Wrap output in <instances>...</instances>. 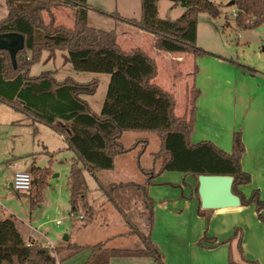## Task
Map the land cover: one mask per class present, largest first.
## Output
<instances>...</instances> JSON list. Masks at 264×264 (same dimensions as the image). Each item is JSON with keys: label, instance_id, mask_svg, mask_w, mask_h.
Returning a JSON list of instances; mask_svg holds the SVG:
<instances>
[{"label": "trees", "instance_id": "obj_1", "mask_svg": "<svg viewBox=\"0 0 264 264\" xmlns=\"http://www.w3.org/2000/svg\"><path fill=\"white\" fill-rule=\"evenodd\" d=\"M158 1L141 0L140 18L101 12L151 33L154 47L160 52L189 53L196 57L216 55L197 46L198 15L206 12L213 18L219 17V5L213 0H170L173 6H185L177 19L170 20L160 17ZM233 1L237 28L248 30L264 26V0ZM6 5L8 14L0 19V34L17 32L24 35L25 47L17 52L16 67L10 51L0 50V100L28 114L34 121V127L43 123L65 136L69 148L75 153L69 175L72 214L80 209L89 213L93 211L88 204L89 188L84 167L96 174L100 170L113 169L118 156L140 144H143L140 154L147 150L150 143L148 137L137 139L129 148L121 141L125 133L136 132L157 134L160 149L153 154L154 166L141 169L147 177L144 183L102 185L116 206L119 207L113 192L117 188L134 186L141 190L150 210L152 228L153 199L148 194V187L158 174L164 171L182 172L193 177L196 188L201 174L231 175L234 178L232 189L240 196L241 205L255 204L260 219L264 221V200L260 191L254 190L247 196L241 189L252 181L251 174L242 168L241 160L246 150L242 132H234L230 153L208 140L192 142L200 89L193 85L187 88L186 112L178 116L175 96L153 82L158 74L156 60L141 48L125 50L119 43L116 30L89 25V11L93 7L86 0H6ZM60 7L73 11V27L57 24L53 10ZM45 13L49 15V22H45ZM57 51L67 53L64 64L71 63L77 71L111 74L101 113L94 111L85 98L96 93L99 86L97 79L81 82L66 77L59 80L54 71L31 75L32 67L42 61L45 52L48 53L47 60H52ZM251 71L254 73L255 70ZM193 72L197 74V65ZM157 163H160L159 166ZM30 170L34 173L32 188L34 185L38 189L36 196L32 194L33 201L37 198L36 203L46 184L48 168L32 163ZM242 238L243 230L236 227L233 235L223 244L237 240V247L242 250ZM143 242L144 246L137 249L107 247L105 242L100 241L93 245L74 243L51 250L34 240L27 241L15 218L10 216L0 220V264H14L16 260L19 264H58L55 254L67 251L62 257L66 260L86 249H90L91 254L83 264H111L113 258L146 256L165 264L163 253L150 234L143 237ZM229 261L230 264H237L232 251Z\"/></svg>", "mask_w": 264, "mask_h": 264}, {"label": "rangeland", "instance_id": "obj_2", "mask_svg": "<svg viewBox=\"0 0 264 264\" xmlns=\"http://www.w3.org/2000/svg\"><path fill=\"white\" fill-rule=\"evenodd\" d=\"M86 1L99 10L92 8L89 11V25L104 30H116L119 43L125 50L141 48L156 60L158 74L153 82L174 94L177 101L176 113L183 116L188 102L187 88L192 87L194 75L193 55L160 52L154 47V37L151 33L122 23L117 18L101 12L139 18L141 0ZM213 1L219 5L221 14L216 18L206 12L198 15L197 46L264 71V30L237 28L234 21L235 6L230 5L233 0ZM5 2L6 0H0V19L8 14ZM158 10L161 18L175 20L184 12L185 6L182 4L173 6L170 0H159ZM53 11L57 24L73 26L68 9L60 7ZM44 16L45 22H49V15L45 13ZM45 71H54L55 77L59 80L66 77L81 82L97 79L99 86L96 93L85 98L94 111L101 113L111 79L110 73L77 71L69 64L63 65L60 52L56 60L36 63L31 69V75H39ZM33 122L28 114L0 100V220L10 216L15 218L20 232L27 241L34 240L51 250L55 249V245L48 246L49 242L58 244L66 236L70 237L71 244L88 241L95 244L103 241L107 247L142 248L143 237L149 235L150 228V210L144 201L143 192L134 186L114 190L113 195L121 211L111 202L102 185L145 182L146 177L141 169L154 166L153 154L160 149V137L155 133H125L121 141L126 148L137 139L148 137L150 143L147 150L140 154L143 145L140 144L128 153L120 155L113 169L100 170L96 174L84 167L89 188L88 204L93 211L89 213L80 209L79 212L72 214L69 175L75 153L52 127L43 123H37L34 127ZM32 163L48 168L46 184L41 189L39 203H35L37 198L34 201L32 198V194L36 196L38 193L34 185L27 191H19L12 186L16 172H31L34 176L30 170ZM192 180H194L192 176L182 172L164 171L152 179L150 188L153 195H150L158 202L165 199H182L180 196L192 194L194 187ZM81 215L85 218L81 219ZM118 233L122 235L115 240L106 238L108 235ZM66 254L67 251L60 255L55 254L58 264H83L88 258L81 253L62 260ZM153 259H150L152 264H158ZM14 264L19 263L16 260ZM113 264H127V261L118 259Z\"/></svg>", "mask_w": 264, "mask_h": 264}, {"label": "crops", "instance_id": "obj_3", "mask_svg": "<svg viewBox=\"0 0 264 264\" xmlns=\"http://www.w3.org/2000/svg\"><path fill=\"white\" fill-rule=\"evenodd\" d=\"M62 8L70 11L74 26L73 12L70 8ZM59 52L64 65V55L67 53L57 51L52 60H56ZM212 54L222 58L216 55H193L198 72L193 75L192 85L200 89V95L196 102L192 142L208 140L230 153L234 132L240 130L246 148L241 160L242 168L252 176V181L241 186V189L247 196L259 190L264 200V71L233 63L230 58L219 53ZM47 55L45 52L42 61H50ZM250 68L255 70L254 73ZM60 136L66 140L65 136ZM192 184L191 195L162 202L151 196V185L148 187V194L153 199V226L149 228V234L162 251L165 264H230L231 251L237 264H264V221L260 219L255 204L229 209H203L196 182L192 180ZM236 227L243 230L242 250L237 247V240L223 244L233 235ZM121 235L112 234L106 238L115 240ZM89 242L76 244H94ZM216 243L219 244L211 247ZM54 245L55 248L68 247L71 245L70 237ZM81 253L89 257L91 250H83L74 256ZM153 258H113L111 264L118 259H126L127 264H152L150 259Z\"/></svg>", "mask_w": 264, "mask_h": 264}, {"label": "water", "instance_id": "obj_4", "mask_svg": "<svg viewBox=\"0 0 264 264\" xmlns=\"http://www.w3.org/2000/svg\"><path fill=\"white\" fill-rule=\"evenodd\" d=\"M234 5V1L230 2ZM264 30V26L259 28ZM25 47L24 35L17 32H8L0 34V50L7 49L11 53V58L16 67V56L19 50ZM233 176L201 174L198 177V194L201 207L203 209H229L241 206V199L233 192ZM66 236L64 240H68Z\"/></svg>", "mask_w": 264, "mask_h": 264}, {"label": "built area", "instance_id": "obj_5", "mask_svg": "<svg viewBox=\"0 0 264 264\" xmlns=\"http://www.w3.org/2000/svg\"><path fill=\"white\" fill-rule=\"evenodd\" d=\"M33 176L30 172H16L12 181V186L14 189L19 191H27L32 189ZM83 218V216H81ZM60 221H58L59 223ZM48 246H54L51 242Z\"/></svg>", "mask_w": 264, "mask_h": 264}]
</instances>
